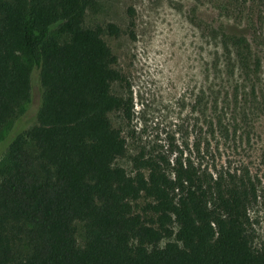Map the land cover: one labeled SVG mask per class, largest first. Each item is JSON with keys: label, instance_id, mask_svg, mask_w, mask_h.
Returning <instances> with one entry per match:
<instances>
[{"label": "trees", "instance_id": "16d2710c", "mask_svg": "<svg viewBox=\"0 0 264 264\" xmlns=\"http://www.w3.org/2000/svg\"><path fill=\"white\" fill-rule=\"evenodd\" d=\"M248 1L264 35V0ZM96 5L0 0V130L25 112L34 71L42 86L36 122L14 132L0 162V264H264L249 213L259 187L248 169L212 172L143 152L133 174L117 164L128 148L110 114L131 118L133 105L113 91L124 78L104 38L121 28L88 25ZM223 35L232 74L239 66L256 97L260 55L246 35Z\"/></svg>", "mask_w": 264, "mask_h": 264}, {"label": "rangeland", "instance_id": "374dc122", "mask_svg": "<svg viewBox=\"0 0 264 264\" xmlns=\"http://www.w3.org/2000/svg\"><path fill=\"white\" fill-rule=\"evenodd\" d=\"M238 1L97 0L87 24L115 23L121 28L118 36L104 34L124 78L113 84V91L131 97L133 105L131 118L121 111L110 114L128 148L117 164L133 174L132 158L143 152L172 163L177 155L188 157L212 172L248 169L259 187L249 213L255 245L260 247L264 245V35H257L256 23L250 21L253 2L244 7L240 0L239 13ZM129 8L134 10L132 16ZM223 31L246 35L253 52L260 55L256 97L244 91L252 81L243 78L239 66L232 74ZM41 100L42 86L34 71L25 112L0 130V162L14 132L36 122ZM76 227L82 246L84 223L78 221Z\"/></svg>", "mask_w": 264, "mask_h": 264}]
</instances>
